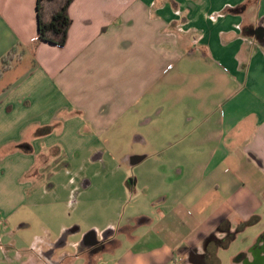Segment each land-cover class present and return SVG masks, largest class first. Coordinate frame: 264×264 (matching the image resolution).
Returning a JSON list of instances; mask_svg holds the SVG:
<instances>
[{
	"label": "crops",
	"instance_id": "0c3cea01",
	"mask_svg": "<svg viewBox=\"0 0 264 264\" xmlns=\"http://www.w3.org/2000/svg\"><path fill=\"white\" fill-rule=\"evenodd\" d=\"M68 13L67 42L56 46L38 41L37 0H0V70L12 50L21 55L0 75V259L203 264L195 260L227 221L247 245L231 264H264L253 247L264 234L253 231L264 225V37L255 35L264 0H74ZM132 116L146 129L133 147L154 151L124 159L179 164L192 188L158 197L157 220L144 218L149 230L120 253L116 217L86 226L51 209L34 230L21 212L40 206L50 170Z\"/></svg>",
	"mask_w": 264,
	"mask_h": 264
},
{
	"label": "rangeland",
	"instance_id": "374dc122",
	"mask_svg": "<svg viewBox=\"0 0 264 264\" xmlns=\"http://www.w3.org/2000/svg\"><path fill=\"white\" fill-rule=\"evenodd\" d=\"M141 117L134 119L132 116L116 121L117 123L110 126L108 140L105 135L100 136L98 142L94 143L91 148L82 152H73L71 156L68 155L65 159L67 164L59 163L53 168L51 166V170L50 165L48 166L47 171L50 170V172L43 186L47 188L51 185L52 187H48L37 198L39 207L34 208V211L21 212L22 216L27 215L32 221L34 230H38L40 224L45 222L47 213H50L51 209L58 213L65 211L66 218H71L73 222H80L86 226L102 225L116 217L115 223L119 227L116 240L121 246L119 249H114V252L117 250V253H120L149 230V223L142 224L144 218L152 222L157 220L155 204L158 197L171 193L183 194L192 188L194 183L187 179L185 172L183 175L177 174V169L182 168L179 164L167 163L165 159L151 157L141 164L131 166L124 159L125 154L130 152L154 151L150 147L136 145L134 148L132 145L134 134L146 131L145 128H137L134 122ZM164 146L163 143L159 148L164 149ZM97 153H104L100 160L96 158ZM133 178L137 181L135 191L127 188V184ZM73 180L75 182L72 185L76 184V187L86 181L91 185L81 192L72 191L71 193L69 188H72ZM69 201L70 207L68 208L66 206ZM157 207L162 208L160 205ZM263 226L253 231L262 232ZM22 235L26 238L29 234L22 233ZM235 236L236 239L230 248L219 251L223 264H231L232 259L247 246L242 234H235ZM7 238L18 240L20 235L17 236L14 233L6 236ZM112 247L113 245L109 244V248ZM187 261L188 256L185 257L184 264H187ZM0 264H6L5 260L0 259Z\"/></svg>",
	"mask_w": 264,
	"mask_h": 264
},
{
	"label": "trees",
	"instance_id": "16d2710c",
	"mask_svg": "<svg viewBox=\"0 0 264 264\" xmlns=\"http://www.w3.org/2000/svg\"><path fill=\"white\" fill-rule=\"evenodd\" d=\"M74 0H37V24L38 41L46 42L56 46H65L69 28L72 20L69 17V7ZM21 55L16 50H12L5 56L1 64L0 75L11 69ZM253 224L252 221L239 226L242 230L245 226ZM218 231L225 234L223 239L214 236L209 238L206 244V253L203 255V264H220L217 256L219 249H226L234 239V234L229 232V223L223 221L218 227ZM199 262V260H195Z\"/></svg>",
	"mask_w": 264,
	"mask_h": 264
},
{
	"label": "flooded vegetation",
	"instance_id": "af4514ba",
	"mask_svg": "<svg viewBox=\"0 0 264 264\" xmlns=\"http://www.w3.org/2000/svg\"><path fill=\"white\" fill-rule=\"evenodd\" d=\"M261 30V31H260ZM264 34V27H260L258 28L256 31H255V35L259 38H262L260 36H262ZM263 39V38H262ZM88 241H91V237H88L87 239ZM254 248H259L260 250H263L264 251V234H262L258 239L257 241L254 243L253 245ZM264 253V252H263ZM264 256V254H263ZM197 260H199V262H203V256H200L197 258ZM245 262V258L243 260ZM255 262H257L256 259L253 260L252 264H255Z\"/></svg>",
	"mask_w": 264,
	"mask_h": 264
},
{
	"label": "water",
	"instance_id": "95a60500",
	"mask_svg": "<svg viewBox=\"0 0 264 264\" xmlns=\"http://www.w3.org/2000/svg\"><path fill=\"white\" fill-rule=\"evenodd\" d=\"M260 31H261V30H260ZM260 37H262V38H263V37H264V34H263L262 36H260ZM262 264H263V263H262Z\"/></svg>",
	"mask_w": 264,
	"mask_h": 264
},
{
	"label": "built area",
	"instance_id": "2783aa9c",
	"mask_svg": "<svg viewBox=\"0 0 264 264\" xmlns=\"http://www.w3.org/2000/svg\"><path fill=\"white\" fill-rule=\"evenodd\" d=\"M172 68V66H169V69H171ZM226 71V70H225Z\"/></svg>",
	"mask_w": 264,
	"mask_h": 264
}]
</instances>
